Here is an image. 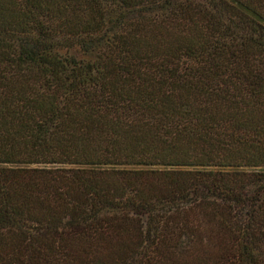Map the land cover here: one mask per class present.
<instances>
[{
  "label": "trees",
  "instance_id": "16d2710c",
  "mask_svg": "<svg viewBox=\"0 0 264 264\" xmlns=\"http://www.w3.org/2000/svg\"><path fill=\"white\" fill-rule=\"evenodd\" d=\"M0 264H264V0H0Z\"/></svg>",
  "mask_w": 264,
  "mask_h": 264
}]
</instances>
